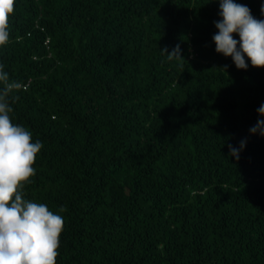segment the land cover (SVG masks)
<instances>
[{"label": "trees", "instance_id": "16d2710c", "mask_svg": "<svg viewBox=\"0 0 264 264\" xmlns=\"http://www.w3.org/2000/svg\"><path fill=\"white\" fill-rule=\"evenodd\" d=\"M219 5L14 0L0 73L42 143L18 191L63 218L55 264H264V68L217 53Z\"/></svg>", "mask_w": 264, "mask_h": 264}, {"label": "clouds", "instance_id": "9594fccd", "mask_svg": "<svg viewBox=\"0 0 264 264\" xmlns=\"http://www.w3.org/2000/svg\"><path fill=\"white\" fill-rule=\"evenodd\" d=\"M219 6L221 19L213 22L218 31L212 37L217 53L231 57L238 69H247L245 58L252 66L264 68V21L255 19L247 5L234 0H220ZM13 11L14 0H0V44L7 42L8 17ZM261 14L264 15V4ZM233 33L239 35V50ZM161 52L168 60L185 62L179 44L171 52L167 47ZM0 82L3 83L0 89V264H55L63 218L49 211L46 205L22 199L18 191L33 175L32 165L42 143H33L31 133L19 124L14 125L9 117L13 110L10 94L23 85L10 81L6 72L0 73ZM257 113L261 118L249 132L264 136V104ZM246 143L245 138L239 147L229 144V155L239 160ZM63 211L62 207L60 212Z\"/></svg>", "mask_w": 264, "mask_h": 264}]
</instances>
